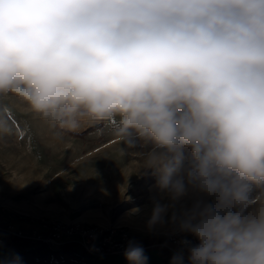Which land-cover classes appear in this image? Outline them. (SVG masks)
<instances>
[{
  "label": "clouds",
  "instance_id": "1",
  "mask_svg": "<svg viewBox=\"0 0 264 264\" xmlns=\"http://www.w3.org/2000/svg\"><path fill=\"white\" fill-rule=\"evenodd\" d=\"M8 94L60 132L151 142L147 224L194 236L187 264H264V0H0Z\"/></svg>",
  "mask_w": 264,
  "mask_h": 264
},
{
  "label": "rangeland",
  "instance_id": "2",
  "mask_svg": "<svg viewBox=\"0 0 264 264\" xmlns=\"http://www.w3.org/2000/svg\"><path fill=\"white\" fill-rule=\"evenodd\" d=\"M117 127L113 119L60 132L17 96L0 95V218L16 228L42 219L118 224L146 247L168 241L176 232L170 225L147 224L156 177L142 154L151 142L128 148Z\"/></svg>",
  "mask_w": 264,
  "mask_h": 264
},
{
  "label": "crops",
  "instance_id": "3",
  "mask_svg": "<svg viewBox=\"0 0 264 264\" xmlns=\"http://www.w3.org/2000/svg\"><path fill=\"white\" fill-rule=\"evenodd\" d=\"M16 224L17 228L24 230L34 226L28 220ZM14 225L12 220L0 218V264H16L17 256L20 258L19 264H128L124 254L88 256L75 243L61 247L40 244L17 235ZM135 243L144 249L148 257L147 264H171L172 256L178 252L167 241L156 247L144 246L141 239H136ZM184 255L187 264V253L184 252Z\"/></svg>",
  "mask_w": 264,
  "mask_h": 264
},
{
  "label": "built area",
  "instance_id": "4",
  "mask_svg": "<svg viewBox=\"0 0 264 264\" xmlns=\"http://www.w3.org/2000/svg\"><path fill=\"white\" fill-rule=\"evenodd\" d=\"M14 231L19 236L47 246L61 247L75 243L88 256L124 254L129 242H135L133 234L122 225L106 226L77 220L42 219L28 230L16 228ZM183 240L192 245L198 243L194 236L187 233L174 232L169 236L170 243L184 252L187 247L181 243Z\"/></svg>",
  "mask_w": 264,
  "mask_h": 264
},
{
  "label": "bare ground",
  "instance_id": "5",
  "mask_svg": "<svg viewBox=\"0 0 264 264\" xmlns=\"http://www.w3.org/2000/svg\"><path fill=\"white\" fill-rule=\"evenodd\" d=\"M167 243H168L172 248H174L175 250L180 251V250L177 248V246H175V245H173L172 243H170L169 240L167 241ZM184 252L187 253V251H184Z\"/></svg>",
  "mask_w": 264,
  "mask_h": 264
}]
</instances>
